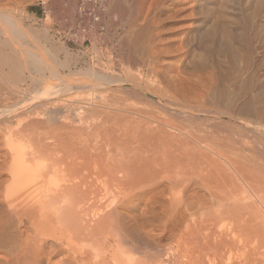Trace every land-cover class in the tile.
I'll return each instance as SVG.
<instances>
[{"label":"bare ground","instance_id":"bare-ground-1","mask_svg":"<svg viewBox=\"0 0 264 264\" xmlns=\"http://www.w3.org/2000/svg\"><path fill=\"white\" fill-rule=\"evenodd\" d=\"M105 1L104 11L93 24L94 32L88 39L80 37L78 42L85 44L100 31L102 15L107 12L109 4V0ZM116 1L114 3H119V13L127 14V9L121 4L123 0ZM135 1L138 6L134 16L142 19L150 13V8L147 7L150 0ZM212 1L152 0L151 8L154 2L158 17H163L165 21H178L179 27H186L199 48L209 46L214 38L218 39L217 35L222 30L225 33L223 36L230 38L236 33L233 31L238 29L240 34L236 33L239 35L236 39L242 54L239 51H229L233 76L228 79V86L232 88L230 93L233 97L229 99L227 96L225 101L224 95H228L229 90L219 93L213 78L198 77L194 80V85L202 90L203 96H224L223 106L231 105L234 110L231 116L240 123L239 128L264 139V20L261 19L264 18V0H256L255 19L250 23L246 25L244 20L239 23L230 17L234 23H224L223 28L220 25L222 29L218 23L210 20L213 16L210 10L214 7H211ZM241 1L243 0H231L230 5L227 3L229 10H226L238 14ZM224 2L223 5L228 1ZM21 3L22 0H0V264H252L248 244L257 238L256 243H253L256 244V251L259 246H264V232L261 230L263 233H259L257 229V226L262 225L253 220L255 217L252 219L255 214L252 217L254 211L249 214L251 207L245 209L248 198L244 199V192L241 193L238 187L239 192L235 190L232 193L230 189L233 188H229L227 182H223L224 185L220 180L207 182L208 184L201 180L209 197L202 199L195 196L182 201L181 205L190 213L189 218L192 219L183 220V229L178 228L182 221L174 226L177 239L174 237L165 244L155 241L148 227L156 220L149 216V206L142 205L137 190L159 176L154 175L153 171H150L151 174L147 173L149 177L137 176L133 164L127 161L128 156L121 153L119 148L121 152L114 149L113 145H118L114 143L117 139L128 137L126 132L121 133V129L119 130L116 118L118 112H111L113 109L117 111L119 105H113V102L102 98L99 102H94V99L89 100L87 97L86 101L84 95H78L79 89H90L88 85L107 86L111 90H115L116 86H130L140 94H149L158 103L171 107L175 114L205 113L194 107L172 106L168 98V94H178L181 87L191 88L187 85L191 79L188 78L185 82L187 77L183 75L186 77L183 78L181 69L174 66L175 52L180 51L167 53V50L157 45L147 51L134 48V55L141 56L140 62L143 63L139 62L129 76V73L108 76L90 68L91 72L80 73L85 78L81 80L77 77L80 74L68 69L69 73L63 74L60 70L66 68V62H58L54 50H42L37 34L27 33ZM42 4L45 6L43 2ZM224 6L226 8V4ZM83 8H80V4L77 7L79 17ZM259 16L260 21L256 18ZM79 22L80 18L78 24ZM218 30H221L220 33H217ZM65 41L69 42L68 39ZM210 45L213 47L215 44ZM239 63L243 68L239 67ZM88 80L93 81L89 83ZM234 85L237 90L232 91ZM84 89L81 90L82 93L87 90ZM72 92L75 93L73 102L70 99ZM215 97L212 98L216 99ZM241 98L246 99L243 105L239 103ZM200 102L203 103L202 100ZM243 131L240 133L242 142L237 140L240 145L249 137ZM198 140L199 138L195 139L197 142ZM258 141L257 144H260ZM105 147H113L114 152L110 148L107 153ZM248 149L250 148L246 149L247 152ZM238 150L241 151V147L233 150L237 151L235 161L229 158L225 160L233 169L240 170L238 174L245 184L248 181L252 184L255 193L257 192V196L252 192L254 197L262 193L260 198L264 205V179L243 164L245 162L239 157L244 158L246 153L242 156ZM259 152L253 151L254 156H258ZM107 154L110 155L108 159ZM223 155L226 156L224 153ZM251 155L252 153L250 157ZM251 161L249 163L254 162ZM180 168L181 170L174 172L185 178H177L176 173L170 172L179 179L177 181L172 178V181L176 180L172 187L180 188L187 179L188 173ZM166 169L169 170L168 167L162 170ZM120 173L123 176L121 178L118 177ZM233 183L231 182L232 185ZM252 186L250 187L253 191ZM253 202L251 205L254 209L258 205L256 201L255 204ZM105 208L107 211H104ZM256 212V215L263 213ZM92 217L96 218L95 221L91 220ZM234 252L239 255L235 258L237 260L232 257ZM136 254L141 255L142 259L135 258Z\"/></svg>","mask_w":264,"mask_h":264},{"label":"rangeland","instance_id":"rangeland-1","mask_svg":"<svg viewBox=\"0 0 264 264\" xmlns=\"http://www.w3.org/2000/svg\"><path fill=\"white\" fill-rule=\"evenodd\" d=\"M41 1L45 4V6L42 4ZM79 1L80 0H22V3L20 4L22 8L21 11L23 12L22 15L24 16L25 29L27 33L29 35L37 34L38 38L41 40L42 50L43 49L45 51L50 49L51 51L54 50L53 52L56 53L57 61L60 63L63 62L64 64L66 62L67 65L66 68H62L63 70L62 69L60 70L63 74L69 73L68 70L73 71L77 75L83 72L89 73L92 71L90 68H92L93 70L104 72L108 76L115 77L116 75H123V74L127 75L128 73L129 76L130 72L133 71L134 68L136 69L137 64L140 62V57H141V56L136 57L134 55L133 53L134 48H139V49L142 48V50L144 49L147 51V50H151L153 46L157 45L159 48H163L165 51L167 50L166 51L167 53H174V51H180V52H175L176 58L174 60V66L181 69L182 77L183 75L187 77V78L183 77L186 78L185 82H187L186 80H188V78L191 79V81H188L190 83L187 82V85H190L191 88H188L189 86L181 87L178 94H170V95L168 94V98H170L169 100L172 106L176 105V106L194 107L197 110L206 113V114L205 113L175 114L174 110L171 109V107L164 106L163 104L158 103L156 100L151 98L149 94H147V96L143 95L142 93L140 94L137 90H135L133 87L130 86H125V87L116 86L115 90H111L107 86L97 87V86L88 85L90 89L85 87V89H87L85 91V89L83 88L85 91V92L83 91L84 93H82L81 91L83 90L82 88L79 89L80 91L78 90V95L82 94L79 95V97L81 96L83 97L84 95V98L86 97V101L88 99L87 97H89V100L94 99L93 100L94 102L96 101L99 102L100 98H102V100L106 99V101L113 102V105L114 104H117V106L119 105V108H121V110L117 107L118 108L117 111L113 109L111 112H115L116 114L118 112V114L115 115L117 116L116 118L118 120L117 123L119 130L121 129L120 130L121 133H123L122 131H124V133L126 132L128 134V137L126 139V137L123 136L120 139H117L119 143L117 141H115L114 143H117L118 147L116 146V144L115 145L111 144V145L115 146L114 149L116 151L120 149L122 151L121 152L119 150L121 153H124L125 155L128 156L129 159L127 161L133 164L134 171L135 173H137V176L145 175V177H149L148 174L150 171H153L154 175L159 176L156 177V179L152 180L153 182H150V184L141 187L137 190L140 195V200H142L141 201L142 205L146 204L149 206V209L151 210L149 216L151 217L152 220L154 221L156 220L154 224L148 227L151 237L160 244L168 243L174 237L177 239L178 234L174 235L175 234L174 226H176L178 222L182 221V225L178 228L183 229V220L192 219L189 218L190 213L186 212L184 207L181 205L182 201L185 199H191L195 196L200 198L202 197L205 198L206 196L209 197L208 191L204 186V184L211 183L212 181L215 182L217 180H220L222 181V183L224 182L225 184L227 182V184L230 187L228 185L227 186L229 188L231 187L233 188L230 189V191L232 190L231 191L232 193L235 190H236L235 192H239V191L241 193L244 192L243 195L246 197H244L243 195L242 196L244 197V199L248 198L247 200L249 201V202L245 201L246 203L248 202L247 204L245 203V206H247V208L245 209L247 210H248V206L249 208L251 207V209H253L252 207L253 205L251 204L253 200L254 202L256 201L255 203H257L258 206L255 207L257 208V210H255L256 208H254L253 210L251 209L248 210L250 215H251L250 212L254 211L251 217L254 214L256 215L257 213L256 211H259V213L263 211L264 213V205L262 204V200L260 198V195L262 196V193L258 194V197H254V195L257 196L256 194L257 192L255 193L252 184H250L248 180H246V182L248 181L249 184L248 183L245 184L244 179H242V177H240V174H238L239 173L238 171L240 170L237 171L234 168L237 171L236 172L233 169V166L225 160L229 158L231 161H235L237 157V154L235 155V153L237 151H233V150H235V148L237 147H241V151L238 150V153H242V156H244L243 154L246 153L244 158L239 157L241 160H243V162H245L242 163L249 166L250 170L252 169V171L255 172L256 175L260 176L259 178H262V180L264 179V152H263L264 139L259 136H255L254 134L252 135L251 132L247 133L245 130L243 131L242 127L240 129L239 128L241 126L240 123L237 121V119L231 116L234 111L231 108V105L223 106L224 102L227 101L228 98L230 99L233 97V95L230 93L232 88L230 89V87L228 86L229 85L228 79H230V77L233 76L232 68H230L232 67V61L229 51L230 52L234 51L236 53H238L239 51L242 54V50L237 43L238 39H236V37L239 36L237 34H240L238 33V29L233 31V33L236 32L237 34L234 33L233 35L230 36V38L233 39L228 38V36L226 35L223 36L225 34V33L223 34L222 32L223 30L222 31L220 30L221 33L218 30L217 33H220V35L219 34L217 35L218 39L221 41L222 37L223 38L226 37L224 38L226 40L225 41L226 43L224 42L223 39L221 44H218L220 43L219 40L217 38H214L215 43L213 40L209 42L208 44L209 46H206L205 48L200 47L201 48L200 49L199 47H196L195 43L193 42V39L191 38V34L189 35V32L187 31L186 27L181 28L179 27L180 23L178 21H174V22L165 21L163 17L160 18L156 15L155 8L157 7V5H155L153 2L151 8L152 0H150L147 5V7L150 8V13L144 15L142 19L141 18L137 19V16L136 15L134 16V14L137 13L136 7L138 6L135 0H131L132 2L131 1L129 2V0L121 1V4L123 3L122 6L125 7V9H127V14L125 15L119 13L118 11L119 6H117L119 5V3H117V5L116 3H114L116 0H109V4H108L109 12L107 9V12H105V14L102 15L103 19L100 27L103 30L101 29L100 32L96 33L95 36L85 44L74 41L67 42L65 41L64 38H61L62 37L61 35L63 31L75 29L76 25L78 24L79 15H78L77 7H79L80 4ZM221 1L224 2V0H213L211 7L213 6L216 7L215 9L213 7L212 10H210L213 14L212 16L213 19L210 17L211 22L212 23L216 22V24L218 23L217 25H219V27L221 25V27L223 28L224 23L225 24L232 22L234 23V21H232L234 19L235 21L237 20L236 22L239 23L241 22V20H244L246 25L250 23V21L255 19L254 11L256 9L255 8L257 5L256 2L258 0L241 1L242 4L240 10L237 12L238 14H236L233 11L232 12L227 11L229 10L228 4L231 3V0H225V2L228 1L226 3L224 2L226 4V8L224 6L225 4L223 5V2L221 3ZM116 2H119V0H117ZM217 3L218 4L220 3L222 5H216ZM220 6L222 7L220 8ZM222 8L225 9V11ZM261 16L256 18L260 21ZM227 17L229 19H227ZM230 17H232L231 18L232 20L230 19ZM261 19L264 20V18ZM226 20H228L229 22H227ZM227 38L229 39V42L227 41ZM124 41L126 43H124ZM26 43L28 45V40L26 41ZM212 43L215 44L212 45L213 47H211L210 45ZM168 50L170 51L168 52ZM225 54L227 55L225 56ZM131 55L136 59L132 58ZM145 59L146 58H143V60ZM141 63L143 62H140V64ZM240 63L243 64L244 62L240 61ZM240 63H239V67L243 68V66L240 65ZM202 76L203 78H207V79L213 78V80L217 84L216 88L219 91V93H221V91L223 90H227V91L229 90L228 93L231 96H229V94L224 95L226 96L225 99L223 98L224 96L222 95H218L219 98L218 96L216 98L215 97L216 95L215 96L209 95L210 98L207 95L203 96L202 90H199L194 85V80ZM77 77H79L81 80L85 79L82 77L81 74L80 76ZM92 81L93 80L91 81L88 80L89 83H91ZM94 88L95 90L93 91ZM235 90H237V87L234 85L232 91ZM74 94L75 93L72 92V94L70 93L71 96L69 95L70 97H72L70 98L72 99L71 100L72 102L74 100L73 97H75ZM212 97L213 98L215 97L216 99H213ZM201 100L203 101V103L200 102ZM245 100H246L245 98L243 99L241 98L239 103L243 105L245 103L244 102ZM240 104L239 106H241ZM200 105L203 106L198 107ZM216 105L218 106L220 105V107H217ZM182 127L183 128L186 127V128L183 129ZM238 128H239V132H238ZM242 131L246 133V137L247 136L249 137L245 138L242 145H240L237 142V140L240 139L242 142L243 139L240 138V133H242ZM251 137L253 138L251 139ZM256 137L259 138L257 139ZM197 138H199L198 142L195 141V139L197 140ZM257 140H259L258 143L260 144H257L256 142ZM248 143L251 144L253 147L251 145H246ZM245 145L247 148H250L248 149V152L246 150L247 148L245 147ZM258 147H260L259 148L260 150L258 149ZM105 148L106 151L107 149L109 151L111 148L110 151L114 152L113 147H105ZM253 148H255L256 150ZM253 151H255V153L257 151L260 154L257 153L259 155L254 156L255 153L253 154ZM220 152L221 155L220 154L218 155V153ZM223 153L226 154V156L223 155ZM251 153H252L251 157L253 158L250 157ZM108 155L109 154L106 155V158L108 157ZM253 159H255V161ZM245 160H249V162L253 160L255 164L253 161H251L253 163H249L248 161L246 162ZM165 166L168 167L170 171L167 169L162 170L166 168ZM180 167H182V169L184 168L182 171H186L185 173H188L189 175L187 174L186 177L187 179L183 181V184L180 188H175L172 187L173 186L172 184H174L173 182H176V180L173 179L174 181H172V178L173 177L176 178L175 177L176 175L177 178L179 177L178 174L174 172V170H181ZM249 168L246 169L249 170ZM159 170L161 172H164V174L161 173ZM166 171H167V175H166ZM170 172H173V174L176 173L175 176L173 174H170ZM157 173H159V175H157ZM120 175L121 173L118 174L119 178L123 177L122 175L121 176ZM182 177L183 176L181 175V177L179 178L181 179L185 178ZM178 180L179 179H177V181ZM196 180H198L197 183ZM201 180L204 182L203 185ZM230 180L232 183L235 181V183H233L232 185L231 182H229ZM250 186L253 187V191ZM237 188L239 189V191L237 190ZM252 192L255 194L253 195ZM254 202L253 204H255ZM105 210L107 211L106 208L104 209V211ZM263 213L260 214L262 215ZM260 214L259 215L257 214L259 219L257 218V215L256 216L254 215L252 219L255 217V219L257 220L255 219L253 220L263 226L264 222H262L263 220L262 216H264V214L262 216H260ZM95 219L96 218L94 217L91 218L92 221H95ZM254 221L252 222L253 225H255ZM258 224H256V226ZM262 226H257L259 233L264 232ZM261 230L263 232H261ZM262 237L259 240H261ZM256 241L257 238L253 239L248 244L250 255L252 254L251 256H249L251 257L250 260H252L251 263L254 264L255 261L258 260L257 261L258 264H264V259H263L264 246L262 245L259 246L260 248L258 249V251H256L255 249L256 244H253L256 243ZM260 251H262V253H260ZM233 254L235 255V257L234 255L232 256L233 259L238 258L239 255L237 254V252H234ZM135 258L142 259V256L136 254Z\"/></svg>","mask_w":264,"mask_h":264},{"label":"built area","instance_id":"built-area-1","mask_svg":"<svg viewBox=\"0 0 264 264\" xmlns=\"http://www.w3.org/2000/svg\"><path fill=\"white\" fill-rule=\"evenodd\" d=\"M80 8L83 6L82 14L80 15V22L76 25L75 29L63 31L62 35L64 39L69 41L78 42L80 37L89 38L94 32V25L99 17L100 13L104 11L105 0H80ZM82 16V17H81ZM102 29V28H101ZM100 29V31H101ZM103 30V29H102ZM99 31V32H100Z\"/></svg>","mask_w":264,"mask_h":264}]
</instances>
